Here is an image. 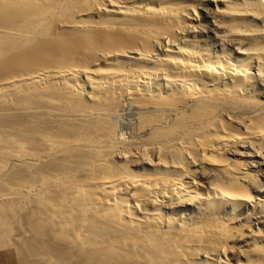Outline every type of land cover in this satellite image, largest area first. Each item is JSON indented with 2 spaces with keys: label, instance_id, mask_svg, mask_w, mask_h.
I'll list each match as a JSON object with an SVG mask.
<instances>
[{
  "label": "bare ground",
  "instance_id": "6f19581e",
  "mask_svg": "<svg viewBox=\"0 0 264 264\" xmlns=\"http://www.w3.org/2000/svg\"><path fill=\"white\" fill-rule=\"evenodd\" d=\"M20 264H264V0H0V247Z\"/></svg>",
  "mask_w": 264,
  "mask_h": 264
},
{
  "label": "rangeland",
  "instance_id": "374dc122",
  "mask_svg": "<svg viewBox=\"0 0 264 264\" xmlns=\"http://www.w3.org/2000/svg\"><path fill=\"white\" fill-rule=\"evenodd\" d=\"M6 246L0 247V264H20L16 249L11 245L10 240H5Z\"/></svg>",
  "mask_w": 264,
  "mask_h": 264
}]
</instances>
